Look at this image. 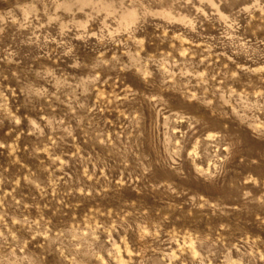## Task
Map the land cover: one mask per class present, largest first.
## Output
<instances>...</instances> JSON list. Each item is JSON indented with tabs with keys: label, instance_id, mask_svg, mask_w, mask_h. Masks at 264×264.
I'll list each match as a JSON object with an SVG mask.
<instances>
[{
	"label": "rangeland",
	"instance_id": "1",
	"mask_svg": "<svg viewBox=\"0 0 264 264\" xmlns=\"http://www.w3.org/2000/svg\"><path fill=\"white\" fill-rule=\"evenodd\" d=\"M0 264H264V0H0Z\"/></svg>",
	"mask_w": 264,
	"mask_h": 264
}]
</instances>
